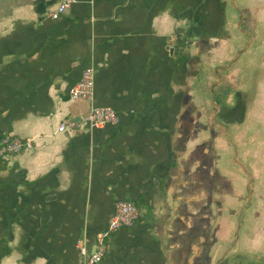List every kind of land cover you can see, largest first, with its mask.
I'll use <instances>...</instances> for the list:
<instances>
[{"label":"crops","instance_id":"0c3cea01","mask_svg":"<svg viewBox=\"0 0 264 264\" xmlns=\"http://www.w3.org/2000/svg\"><path fill=\"white\" fill-rule=\"evenodd\" d=\"M59 2L0 0V139L30 141L0 164V264H79V242L93 251L122 201L140 217L112 234L99 264H264V71L244 139L233 126L235 140L251 144L253 196L230 155L232 169L219 171L226 215L214 225L209 179L194 187L191 175L204 150L189 152L186 121L197 82L232 66L235 94L240 69L252 81L264 0H76L52 20ZM179 39L189 56L171 51ZM88 67L94 97L74 101L70 89ZM223 89L208 91L214 108ZM92 107L112 108L118 123L90 128L81 120ZM66 121L78 126L60 132Z\"/></svg>","mask_w":264,"mask_h":264},{"label":"rangeland","instance_id":"374dc122","mask_svg":"<svg viewBox=\"0 0 264 264\" xmlns=\"http://www.w3.org/2000/svg\"><path fill=\"white\" fill-rule=\"evenodd\" d=\"M234 54L232 56L224 61L221 62L222 66H227L233 60ZM216 64L215 66H217ZM214 66V70H216V67ZM232 70L226 73L224 76L222 75L219 79L217 77L210 76L208 78L209 81L206 82L205 86L200 85L196 83L194 91L191 93V100L194 101L193 104L190 107L189 112L191 113V117L186 119L188 123L191 124L193 130L191 131L192 140H194L192 143L191 148L189 149V152H192L194 154H197L199 150H204L205 155V165L202 168V165L199 164V161L197 159L191 161L190 167L192 168L191 175L194 179L193 184L194 187L198 186V176H202L203 174L206 179H209V186L207 187V191L211 193V199L207 202L208 208L210 209V220L212 225L217 223V219L219 217H222V213L224 212V201L222 198L221 193V184L220 183V169L223 170L225 168L222 167L223 160L221 156V152L223 151L228 152L229 155L233 156L232 149L226 144V147L224 145V148L222 150V146L224 144V140L222 139L223 133L220 127H218L215 123H213L212 118L214 114L216 113V108L210 104L208 91L211 89L212 95L216 96L217 94L221 95L222 92L224 93L223 87H227L228 90L225 92V95L227 94L228 97L233 98L235 94V87L233 84H236V76L233 77L234 73V67L232 66ZM217 72V71H216ZM221 85L218 86L217 82ZM216 82V84H214ZM213 89V90H212ZM250 116V112H249ZM232 134H235L234 127L230 128ZM200 138L202 142L198 143L197 138ZM233 141L235 139L234 136H232ZM204 139V140H203ZM196 140V141H195ZM203 145V146H201ZM232 168H228V170H231ZM203 171V172H202ZM230 185V183H229ZM234 186V181H233ZM229 188V186H227ZM221 195V197H220ZM228 199H232V197L227 196ZM198 197L194 198V203L198 204L200 203ZM197 222V221H196ZM213 237V235H212ZM198 254H196V257Z\"/></svg>","mask_w":264,"mask_h":264},{"label":"built area","instance_id":"2783aa9c","mask_svg":"<svg viewBox=\"0 0 264 264\" xmlns=\"http://www.w3.org/2000/svg\"><path fill=\"white\" fill-rule=\"evenodd\" d=\"M76 0H60L54 11L49 17L57 20L61 15L75 4ZM95 69L88 67L84 70L81 80L71 87L70 96L74 101H91L94 97ZM81 121L88 124L90 128H102L106 125H116L118 116L110 107H92ZM78 125L74 122H65L59 128L60 132L66 131L68 127L74 129ZM30 141H25L11 135H5L0 140V164L10 157L21 154ZM140 217L139 208L128 201L119 202L115 213L111 218L107 229L96 236L93 244V251L89 249L87 242L82 240L78 244L80 262L79 264H99L109 253L108 240L113 233L121 228L133 226Z\"/></svg>","mask_w":264,"mask_h":264},{"label":"flooded vegetation","instance_id":"af4514ba","mask_svg":"<svg viewBox=\"0 0 264 264\" xmlns=\"http://www.w3.org/2000/svg\"><path fill=\"white\" fill-rule=\"evenodd\" d=\"M253 51V64L251 69L252 81H247L244 75L246 72H250V70L246 68L240 69V74L238 76V82L240 86L238 87L236 94L231 100L229 99L228 95H224V97L221 99L222 104L220 107L216 106V108L219 109L216 119L220 120L219 123L224 134V140L226 144L232 149L233 158L231 163L233 164V167L237 168L238 175H243L245 177L249 200H251L253 196V184L255 182V178L253 173L250 171L251 165L249 163L251 159L249 157L245 158L244 152H248V150H250L251 144L246 143L245 140L242 142L241 138L239 140L234 139L233 141L232 136H234V133L232 134L230 128L236 125V130L240 134V137L243 136V139L245 138V126L247 124L246 116L252 105V97L254 98L256 96V81H254V77H259L262 71H264V44H254ZM182 56L186 57L185 55ZM240 57L241 54H239L238 60ZM249 67L250 66H248V68ZM228 70V68H220L219 71L226 72ZM231 101H233L232 105L229 104ZM249 130L250 128H248V131ZM222 158L223 166L225 168L230 167V155L228 152L225 151L222 155ZM224 179L225 182H229L228 174L225 173ZM224 215H226V212H224Z\"/></svg>","mask_w":264,"mask_h":264},{"label":"water","instance_id":"95a60500","mask_svg":"<svg viewBox=\"0 0 264 264\" xmlns=\"http://www.w3.org/2000/svg\"><path fill=\"white\" fill-rule=\"evenodd\" d=\"M187 46L188 44L186 43L185 39H179L176 41L171 51L176 55L180 54V55H185L187 57L189 55L187 54V50H186Z\"/></svg>","mask_w":264,"mask_h":264},{"label":"trees","instance_id":"16d2710c","mask_svg":"<svg viewBox=\"0 0 264 264\" xmlns=\"http://www.w3.org/2000/svg\"><path fill=\"white\" fill-rule=\"evenodd\" d=\"M1 140V139H0ZM137 206V205H136ZM138 207V206H137Z\"/></svg>","mask_w":264,"mask_h":264}]
</instances>
